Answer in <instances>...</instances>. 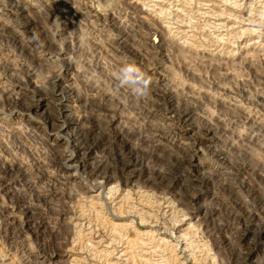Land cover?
<instances>
[{
    "label": "rangeland",
    "instance_id": "obj_1",
    "mask_svg": "<svg viewBox=\"0 0 264 264\" xmlns=\"http://www.w3.org/2000/svg\"><path fill=\"white\" fill-rule=\"evenodd\" d=\"M146 1L0 0V98L19 93L37 105L44 99L43 90H59L30 112L9 105L11 109L0 101V163L24 170L17 190L35 204L36 214L42 216L45 226V239L38 242L27 229L20 236L21 244L6 240L3 228L13 232L24 217L1 192L0 264H264V232L262 244L250 250L233 244L235 232L242 226L239 217L251 211L253 203L246 189L237 195L224 184L228 169L241 167H246L248 173L240 182L247 184L255 176L264 178V0ZM149 4L156 6L151 9ZM160 10L167 13L160 15ZM179 15L187 25L181 24ZM57 17L59 22L53 23ZM157 30L167 34L159 54L149 48L154 43L160 45L161 33ZM33 31L40 32L42 46L33 42L27 49L14 41L16 33L25 35L24 42L32 41ZM129 62L139 65L152 78L149 94L142 99L134 98L128 88L118 87L115 74ZM163 97L179 107L191 106L198 124L217 131L215 142L228 161L217 163L210 143L197 130L187 128L177 136L167 132L157 151L145 116L152 114L158 98ZM53 108L65 110L57 129L44 120V114ZM83 115L99 121L114 119L129 152L148 161L152 169L158 168L160 161L168 162L169 157H173L172 162L186 156L187 146H192V165L184 169L179 184L193 179L202 184L210 179L211 190L204 187L188 191L187 195L196 197L184 209L177 202L167 201L162 191L149 192L131 178L121 183L120 192L113 194L116 197L99 192L83 167L96 166L105 149L96 146L84 161L73 156L69 121H81ZM159 116L157 123L172 127L164 113ZM54 151L63 160L73 156V166L65 165V161L60 167L56 165L52 161ZM64 167H68L67 172ZM256 181L260 184L259 179ZM179 187L174 190L179 192ZM212 189L219 200L215 204L211 203ZM199 207L217 212L209 229L190 218L194 208ZM90 230L93 233L88 234ZM217 232L220 237L214 240ZM221 239L233 245L216 243Z\"/></svg>",
    "mask_w": 264,
    "mask_h": 264
},
{
    "label": "bare ground",
    "instance_id": "obj_2",
    "mask_svg": "<svg viewBox=\"0 0 264 264\" xmlns=\"http://www.w3.org/2000/svg\"><path fill=\"white\" fill-rule=\"evenodd\" d=\"M68 1V0H67ZM146 1V0H145ZM157 1V0H156ZM159 1V0H158ZM187 1V0H186ZM189 1V0H188ZM195 1V0H192ZM191 1V3H193ZM200 1V0H199ZM224 1V0H222ZM66 2V1H65ZM147 2V1H146ZM165 2V1H164ZM179 2V1H178ZM229 2V1H228ZM159 3V2H157ZM180 3V2H179ZM195 3V2H194ZM151 4V3H150ZM151 7H155L156 5ZM163 4V3H162ZM199 4V3H198ZM138 5V4H137ZM147 4H145L146 7ZM158 5V4H157ZM201 6V5H199ZM138 7V6H137ZM143 7V6H142ZM148 7V8H150ZM158 7V6H157ZM156 7V8H157ZM161 6H159L160 8ZM168 7V6H167ZM166 7V8H167ZM64 8V7H63ZM136 8V7H135ZM144 8V7H143ZM158 8V9H159ZM200 8V7H199ZM146 9V8H145ZM144 9V10H145ZM165 9V8H164ZM170 9V8H169ZM172 9V7H171ZM203 9V8H202ZM167 10V9H166ZM18 11V10H16ZM227 11V10H226ZM20 12V10H19ZM18 14H20L21 12ZM69 12V11H67ZM139 12V11H138ZM150 12L153 13V11L150 10ZM158 12V11H157ZM175 12V11H174ZM173 12V13H174ZM179 12V11H178ZM177 12V14H178ZM229 12V11H228ZM167 12H164L160 10V15H165ZM182 13V12H180ZM179 13V14H180ZM200 13V12H199ZM204 13V12H203ZM22 14V13H21ZM150 14V13H149ZM156 14V13H154ZM153 14V15H154ZM67 15V14H65ZM64 15V16H65ZM159 15V16H160ZM171 15V13H170ZM197 15V14H196ZM203 15V14H201ZM208 15V14H207ZM221 15V14H219ZM149 16V15H147ZM158 16V13H157ZM169 16V14H168ZM175 16V15H174ZM172 16V17H174ZM206 16V15H205ZM211 16V15H210ZM213 16V15H212ZM224 16V15H223ZM99 17V16H98ZM162 17V16H160ZM159 17V19H160ZM171 17V16H170ZM176 17V16H175ZM204 17V16H203ZM217 17V14H216ZM222 17V16H221ZM150 18V17H149ZM163 18V17H162ZM165 18V17H164ZM167 18V16H166ZM177 18V17H176ZM254 18V17H253ZM260 18V17H259ZM60 19V18H59ZM169 19V18H168ZM212 19V17H211ZM219 19V18H217ZM216 19V20H217ZM167 20V19H166ZM179 21H181L182 19H180V15L178 18ZM187 20V19H186ZM190 20V19H189ZM213 20V19H212ZM227 20V18H226ZM65 21V20H64ZM114 21V20H113ZM163 21V20H162ZM172 21V20H171ZM185 20L181 21L182 22ZM231 21V20H229ZM247 21V20H246ZM43 22V21H42ZM63 22V20H62ZM61 22V23H62ZM160 22V21H159ZM168 22V21H167ZM167 22H164V24H166ZM186 22V21H185ZM249 22V21H247ZM252 22V21H251ZM254 22V21H253ZM252 22V23H253ZM22 23V22H21ZM170 23V22H169ZM174 23V22H173ZM178 23V22H177ZM176 23V24H177ZM184 23V22H183ZM226 23V22H225ZM231 23V22H230ZM258 23V22H257ZM25 24V23H24ZM31 24V23H30ZM114 24V23H113ZM180 24V23H179ZM185 24V23H184ZM218 24V23H217ZM243 24V23H242ZM47 25V24H46ZM115 25V24H114ZM172 25V24H171ZM187 25V24H185ZM211 25V24H210ZM213 25V23H212ZM215 26H217L216 24H214ZM223 25V24H221ZM258 25V24H257ZM256 25V26H257ZM19 26V25H18ZM17 26V27H18ZM52 26V25H51ZM182 26V25H181ZM184 26V25H183ZM212 26V27H215ZM254 25V27H256ZM260 26L262 27V25L260 24ZM11 27V26H10ZM168 27V26H167ZM222 27V26H221ZM253 27V26H252ZM28 28V25L27 27ZM166 28V27H164ZM189 28V27H188ZM191 28V27H190ZM189 28V29H190ZM216 28V27H215ZM214 28V29H215ZM217 28H219L217 26ZM264 28V26L262 27ZM7 29V28H5ZM29 29L31 30L32 27L29 25ZM38 29V28H37ZM43 29V28H42ZM124 29V28H123ZM171 29V28H170ZM192 29V28H191ZM229 29V28H228ZM4 30V29H3ZM17 30V29H16ZM153 31L156 32V29H151ZM217 31V29H215ZM227 30V27H226ZM250 30V29H249ZM256 30V29H255ZM262 30V29H261ZM8 31V30H7ZM32 31V30H31ZM44 31V30H43ZM167 31V30H166ZM172 31V30H171ZM190 31V30H189ZM26 32V31H25ZM34 32V31H33ZM158 33H161V39H160V45H149V48L151 50H153V52H156L159 54V49L160 51L161 49V44H165L164 43V37H165V32L163 30H157ZM178 32V30H177ZM180 32V31H179ZM184 32V31H183ZM227 32V31H225ZM230 32V31H228ZM248 32V31H247ZM261 32V31H260ZM15 33V32H14ZM40 33V32H38ZM157 33V34H158ZM172 33V32H171ZM176 33V31H175ZM182 33V32H181ZM219 33V32H218ZM221 33V32H220ZM251 33V32H250ZM249 33V34H250ZM253 33V32H252ZM258 33V32H257ZM27 34V33H26ZM150 34V33H149ZM154 34V33H153ZM169 34V33H168ZM179 34V33H178ZM228 34V33H227ZM243 34V33H242ZM245 34V33H244ZM14 35V34H13ZM160 35V34H159ZM167 35V34H166ZM180 35V34H179ZM188 35V34H187ZM232 35V34H231ZM241 35V34H240ZM4 36V35H3ZM25 35H23L22 33H16L14 35V41L17 44L23 45L25 48L27 49H31L30 45L33 43L32 41L29 42H24V37ZM27 36V35H26ZM146 36V35H145ZM155 36V35H154ZM219 36V35H218ZM222 36V35H220ZM128 37V36H127ZM174 37V36H173ZM176 37V36H175ZM181 37V36H180ZM232 37V36H231ZM235 37V36H234ZM237 37V36H236ZM239 37V36H238ZM139 38V37H138ZM148 38V37H147ZM145 38V39H147ZM156 38V37H154ZM220 38V37H219ZM223 38V37H221ZM141 39V38H140ZM144 39V37H143ZM144 39V40H145ZM187 39V38H186ZM139 40V39H138ZM142 41V40H141ZM152 41V40H151ZM159 41V40H158ZM147 42L144 44L147 46ZM133 43V42H132ZM27 44V45H25ZM8 45V44H7ZM15 45V44H14ZM141 45V44H140ZM139 46V45H138ZM158 46V47H157ZM110 47V46H109ZM143 47V46H142ZM124 48V47H123ZM148 49V48H147ZM79 50V49H78ZM77 50V51H78ZM81 51V49L79 50ZM123 51V50H122ZM140 52V51H139ZM138 52V54H139ZM119 53V52H118ZM142 53V52H141ZM147 54V52H145ZM20 54V53H19ZM52 54V52H51ZM69 54V53H68ZM70 54H74L70 52ZM117 54V53H116ZM130 54V53H129ZM132 54V53H131ZM145 54V55H146ZM163 54V53H162ZM126 55V54H125ZM128 55V54H127ZM136 55V53H135ZM144 55V56H145ZM144 56H142L144 58ZM155 56V55H154ZM134 58V56H132ZM153 57V56H152ZM73 58V57H72ZM122 58V57H120ZM119 58V59H120ZM124 58V57H123ZM136 58V57H135ZM146 61V58H144ZM160 59V58H159ZM162 59V58H161ZM122 60V59H121ZM139 60V59H138ZM135 61V60H134ZM155 61V60H154ZM164 61V60H163ZM141 63V60H140ZM143 65V64H142ZM145 65V64H144ZM143 65V66H144ZM70 66V65H69ZM139 66V65H138ZM147 66V65H145ZM148 67V66H147ZM151 67V66H150ZM150 67H148L150 69ZM69 68V67H68ZM152 68V67H151ZM70 69V68H69ZM68 69V70H69ZM146 69V68H145ZM143 70V68H142ZM148 70V69H147ZM164 70V69H163ZM166 70V69H165ZM15 76V75H14ZM18 77V76H17ZM151 77V76H150ZM73 78V77H72ZM70 79V78H69ZM74 82V80L72 81ZM163 84V82H162ZM28 85V83H27ZM71 88V87H70ZM63 90V89H62ZM60 90V93L63 94L65 90ZM57 91V87L51 89V88H46L45 90H43V98L42 100H45L50 94H55ZM73 92V91H72ZM5 93V92H4ZM10 94V93H9ZM184 94V93H183ZM8 95V94H6ZM72 96V94H71ZM3 99L0 98V101L2 103H4V105H8V107H10L9 105H13L15 107H25L24 109H26V111H31L33 108H36L37 106H39L41 104V102H43L42 100L37 104H32L26 101V97L23 94H19L17 93V95L15 94H10V96H8L7 98H5V96H1ZM170 99V98H169ZM159 101V102H158ZM158 101L156 103V105L154 106L155 110L152 112V114L145 116V119H147V127L149 128L150 132L152 131V135L154 136V142L157 143L154 148L157 151L159 150V143L163 141V138L165 137V134L171 133L174 136H177L179 134V132H181L183 130V128H187V131L189 130H197L199 132V135L201 136V138L204 141H208L210 143V147L213 149V157L215 158L216 162L220 164V162L225 161L228 157L225 153L224 150L219 148V145L216 144V137L218 136L217 131L213 130L212 128H209L207 126H202L200 124H198L195 120V115H194V109L191 106H184V107H179L180 105L175 104L174 102L169 101L166 97H163L161 99L158 98ZM195 102V101H194ZM149 103V102H147ZM183 103V102H182ZM103 104V103H102ZM154 104V103H153ZM181 104V103H180ZM112 106V105H111ZM11 108V107H10ZM13 108V107H12ZM11 108V109H12ZM21 109V108H20ZM59 109V108H58ZM65 110L64 109H60L58 111H56L55 108H53V110H49L47 113L44 114V120L46 121V123H48L53 129H57L58 125H57V121L59 119H61L62 117H65V114L63 113ZM111 111V110H110ZM114 111V110H113ZM116 111V110H115ZM114 111V113H115ZM149 111V109L147 110ZM152 111V110H151ZM109 113V112H108ZM113 113V114H114ZM144 113V112H143ZM165 114L167 116L166 121H168V123L170 125H172V127H164V125H161L159 123H157L158 120V116L159 114ZM116 114V113H115ZM84 116V115H83ZM89 116V115H86ZM86 116L82 117V120H70L69 121V128L73 129V147H74V152H73V156L75 158H80V160H85L86 157L90 156L91 152H93V150L95 148H97L96 146H102L103 149H105L104 152V157L98 161L97 165L88 169L86 168V166H84L83 171H87L88 173V177L91 180V182L96 185V189H100L99 192H107L111 195H109L110 197H112L113 194H117L118 191L120 190L119 187L121 185V183H127V181L131 178L132 180H134V184L136 185H140L142 189H145L149 192H158V191H162V195L165 197L167 196V201L173 203V202H177L179 204L180 207H182L184 209V207L186 208V206H189V204L195 200L196 194H192V195H187L188 191H197V190H202L204 187L209 188L211 190V180L210 179H205L202 184L200 182L195 183L194 179L189 182H185L182 184H179L180 180H178V178L181 176L182 172L184 171V169L186 167L190 168L194 159V156L192 155V150L193 147L192 146H187V152L188 154H186V156H180L178 158H174L175 160H173L172 162H170L173 157H169L170 160H167L168 162H164L162 163L160 161V166L156 169H152L149 165H148V161L146 162L144 159H138L137 157H135L133 153L129 152L128 148H127V144L124 140V136L122 135V132L118 131L116 129V121L114 119H109L108 121H103V120H95L94 118H90L88 119ZM104 116V115H103ZM114 116V115H113ZM81 117V116H80ZM96 117V116H95ZM165 117V116H164ZM116 118V117H115ZM160 118V116H159ZM81 119V118H80ZM105 119V118H104ZM162 119V118H161ZM105 122V124H104ZM68 124V123H67ZM49 126V127H50ZM175 126V127H173ZM236 126V125H235ZM62 128V126H60ZM59 127V128H60ZM60 128V129H61ZM145 130V129H144ZM263 130V129H262ZM143 132V131H142ZM146 133V132H145ZM124 134V133H123ZM128 136V135H127ZM145 136V134H144ZM258 137V136H257ZM151 138V137H150ZM152 146V145H151ZM101 148V147H100ZM154 149V150H155ZM102 152V151H101ZM133 152V151H132ZM162 154H160L161 156ZM72 156V157H73ZM72 157H68V159H62L59 157V154L56 153L55 151L52 153V161L55 162L56 165H59V167L62 164L63 161H65V165L68 164H73L71 163L72 161ZM163 157V156H162ZM153 159V158H152ZM45 161V160H44ZM70 161V163H69ZM228 161V159H227ZM82 162V161H81ZM54 164V165H55ZM84 164V163H83ZM18 165V164H17ZM55 165V166H56ZM86 165V162H85ZM91 165V164H90ZM89 165V166H90ZM93 165V164H92ZM73 166V165H72ZM71 167V166H70ZM55 168V167H54ZM231 168V167H229ZM239 168V167H238ZM65 171L68 169L65 168ZM227 172V174L225 175V180H224V184H227V188L229 189L230 192L234 193V194H239V190L246 189V193L249 197V199L252 201L253 204H251L252 209L249 212H245L244 216H240L239 220L241 221L240 223H242V226H240L239 228H237V232H235V239H234V243L236 245L241 246L242 248L246 246V249L250 250L252 248H255L256 246H258L260 243L261 239H262V234L264 232V178H262L263 176H255V174L257 173H253L254 174V178L253 181H249L247 184L244 182H240L241 178L243 177V175H246L248 173V169L246 167H241L238 170H230ZM24 171V170H23ZM22 171V169L15 167L14 165H7L4 164L3 162L0 163V193L2 192V197L5 198L7 197L13 207H17V209H20V211L22 212L21 215H23L24 218H22V220L19 222V226L14 228L13 232H8V230H5L3 227V233L4 236L6 237V240H9L12 243H16V244H21V240H20V236L21 234L24 232V230L27 229L31 231L32 235L37 239L36 242H38V240L40 239H45V226L43 223V218L39 217L36 214V210L37 208H35V204L31 203L30 201L27 200L26 195L22 194L21 192H19L17 190V186L20 184V182L22 181V178L24 177V172ZM67 172V171H66ZM37 174V173H36ZM260 174V173H259ZM26 176V175H25ZM87 176V175H86ZM68 177V176H67ZM253 177V176H252ZM184 178V176H183ZM259 179L260 180V184L259 182H257L256 180ZM249 180V179H248ZM220 182V181H219ZM45 183V182H44ZM221 183V182H220ZM258 183V185H257ZM58 184V183H57ZM238 185H240V187H237ZM245 185V186H244ZM137 186V187H140ZM178 186L179 187V192L175 191L174 189H176ZM40 187V186H39ZM128 187V186H127ZM29 189V188H28ZM131 189V188H130ZM140 189V188H139ZM31 190V189H30ZM132 190V189H131ZM214 190V189H212ZM239 191V192H238ZM44 192V191H43ZM120 192V191H119ZM106 193V194H107ZM85 195V194H84ZM152 195V194H151ZM187 195V196H186ZM25 196V197H24ZM38 196V195H37ZM56 196V195H55ZM101 196V195H100ZM114 196V195H113ZM118 196V195H117ZM161 196V194H160ZM92 197V196H90ZM109 197V198H110ZM116 197V196H114ZM154 197V196H153ZM157 197V196H156ZM185 197V198H184ZM161 198V197H160ZM163 198V197H162ZM32 199V198H31ZM115 199V198H114ZM132 199V198H131ZM157 199V198H156ZM155 199V200H156ZM159 200V199H158ZM166 200V199H165ZM33 201V200H32ZM36 201V200H35ZM38 201V200H37ZM111 201V200H110ZM113 201V200H112ZM163 201V200H162ZM166 201V202H167ZM219 200H217L216 198V193L215 190L212 193V197H211V203L218 202ZM108 202V201H107ZM152 202V200H151ZM158 202V201H157ZM165 201H163L162 203H164ZM35 203V202H34ZM116 203V202H114ZM170 203V204H171ZM112 204V203H111ZM124 204V203H123ZM169 204V203H168ZM169 204V205H170ZM249 204V203H248ZM116 205V204H115ZM118 205V204H117ZM160 205V204H157ZM164 205V204H163ZM213 205V204H212ZM98 206V205H97ZM160 207V206H158ZM164 207V206H163ZM169 207V206H168ZM173 208V206H171ZM169 207V209L171 208ZM175 207V206H174ZM248 207V206H247ZM162 208V207H161ZM3 209V207H2ZM175 209V208H174ZM177 209V208H176ZM154 210V209H153ZM157 210V209H156ZM163 210V209H162ZM253 210V211H252ZM144 211V210H143ZM142 211V212H143ZM148 211V210H147ZM161 211V210H160ZM176 211V210H175ZM174 211V212H175ZM194 213H192L190 215V218H192V220H196L198 223H200L204 228L209 229L212 225H213V218L217 215L216 210L213 209H207V208H201L199 207L198 209L194 208ZM139 212V211H138ZM137 212V213H138ZM154 212V211H153ZM167 212V211H166ZM185 212H189V210H185ZM1 213V212H0ZM63 213V211H62ZM145 213V212H144ZM156 213V212H155ZM168 213V212H167ZM166 213V214H167ZM179 213V212H178ZM183 213V212H182ZM6 213H3V216H5ZM151 214V213H150ZM164 214V213H163ZM169 214V213H168ZM184 214V213H183ZM182 214V215H183ZM241 214V213H240ZM1 215V214H0ZM76 215V214H75ZM87 215V214H86ZM144 215V214H143ZM142 215V216H143ZM149 215V213L147 214ZM62 216V215H61ZM153 216V215H151ZM161 216V215H160ZM170 216V215H169ZM178 217V214L176 215ZM184 216V215H183ZM236 216V215H235ZM157 217V216H156ZM234 217V216H233ZM146 218V217H145ZM144 218V219H145ZM150 218V217H148ZM161 219V217H159ZM165 218V217H164ZM167 218V217H166ZM179 218V217H178ZM72 219V218H71ZM75 219V218H74ZM142 219V218H141ZM147 219V218H146ZM152 219V218H151ZM150 219V220H151ZM188 219V218H187ZM6 220V219H5ZM5 220H3V226H4V222ZM73 220V219H72ZM148 220V219H147ZM155 220H158L155 218ZM183 220V219H182ZM190 220V219H189ZM237 219V221H239ZM79 221V220H78ZM77 221V222H78ZM82 221V219L80 220ZM84 221V220H83ZM82 221V222H83ZM142 221V220H141ZM159 221V220H158ZM180 221V220H179ZM188 221V220H187ZM6 222H8L6 220ZM74 222V221H72ZM150 222V221H148ZM157 222V221H155ZM160 222V221H159ZM256 222V226H252V223ZM152 223V222H151ZM76 224V223H75ZM147 224V223H146ZM145 224V225H146ZM150 224V223H148ZM153 224V223H152ZM156 224V223H155ZM159 224V223H158ZM162 224V223H161ZM179 224V223H178ZM184 224V222H183ZM230 224V223H229ZM6 227L7 225H9L6 223L5 224ZM105 225V224H104ZM115 225V224H114ZM154 225V224H153ZM174 225V224H173ZM177 225V224H176ZM79 226V225H78ZM81 226V225H80ZM88 226V225H87ZM160 226V225H158ZM166 226V225H164ZM191 226V225H190ZM193 226V225H192ZM5 227V226H4ZM122 227V226H121ZM168 227V226H167ZM165 227V228H167ZM171 227V226H170ZM189 227V226H188ZM235 227V226H234ZM12 228V227H11ZM79 228V227H77ZM82 228V227H81ZM90 229H92L91 226H89ZM148 228V227H147ZM164 228V227H163ZM176 228V226L174 227ZM180 228V227H179ZM191 228V227H190ZM76 229V228H75ZM80 229V228H79ZM84 229V227H83ZM86 229V228H85ZM153 229V228H152ZM171 229V228H169ZM186 229V228H184ZM13 230V229H12ZM77 230V229H76ZM82 230V229H81ZM80 230V231H81ZM221 231L223 229H220ZM234 230V229H233ZM78 231V230H77ZM86 231V230H85ZM153 231V230H152ZM163 231H165L163 229ZM170 231V230H169ZM190 231V230H189ZM188 231V232H189ZM187 232V233H188ZM216 232V231H213ZM233 232V231H232ZM78 233V232H77ZM89 233H93L88 232ZM96 233V232H95ZM167 233V232H166ZM186 233V234H187ZM200 233V232H199ZM112 234V233H111ZM148 234V233H147ZM156 234V233H154ZM164 234V233H163ZM169 234V233H168ZM185 234V233H184ZM185 234V235H186ZM220 232H217L215 234H213V239L216 240L217 238L220 237ZM166 235V234H165ZM179 235V234H178ZM183 235V234H182ZM148 236V235H147ZM152 236V235H150ZM158 236V235H156ZM170 236V235H169ZM171 236H173V234H171ZM176 236V235H175ZM186 237V236H185ZM184 237V238H185ZM226 237V236H225ZM230 237V236H229ZM91 238V237H90ZM53 239V238H52ZM173 239V238H172ZM182 237H181V241H182ZM48 241L50 239H47ZM230 240V239H229ZM99 242V241H98ZM155 242V241H154ZM165 242V240L163 241ZM167 242V241H166ZM179 242V241H178ZM247 242V243H246ZM50 243V242H49ZM103 243V242H102ZM139 243V242H138ZM161 243V242H160ZM216 243L221 244V245H230L232 244V242H227L224 240H219L216 241ZM44 244V243H43ZM46 244V242H45ZM48 244V243H47ZM156 244V243H155ZM173 244V243H172ZM182 244V243H181ZM232 244V245H233ZM24 245V244H23ZM180 245V244H179ZM184 245V244H183ZM197 245V244H196ZM206 245V244H205ZM45 246V245H44ZM100 246V245H99ZM49 247V246H48ZM181 247V246H178ZM225 247V246H224ZM72 248V247H71ZM88 248V247H87ZM156 249V248H155ZM161 249V248H160ZM18 251V250H17ZM21 252V251H20ZM29 254V253H28ZM47 255V254H46ZM45 255V256H46ZM63 255H67V254H63ZM51 256V255H50ZM249 256V255H248ZM122 257H125L122 256ZM156 257V256H155ZM201 257V255H200ZM207 258V257H206ZM27 259V258H26ZM28 260V259H27ZM30 260V258H29ZM143 260V259H142ZM191 260V259H190ZM25 261V260H24ZM34 261V259H33ZM178 261V260H177ZM195 261V260H194ZM26 263V261H25ZM24 263V264H25ZM42 263V262H41ZM206 263V262H205ZM27 264H39L37 261L32 262V261H28Z\"/></svg>",
    "mask_w": 264,
    "mask_h": 264
},
{
    "label": "clouds",
    "instance_id": "obj_3",
    "mask_svg": "<svg viewBox=\"0 0 264 264\" xmlns=\"http://www.w3.org/2000/svg\"><path fill=\"white\" fill-rule=\"evenodd\" d=\"M58 22L59 18L57 17L53 23ZM31 40L41 46L43 44L39 33L34 32ZM115 78L118 81V87L128 88L136 99H142L149 94L152 78L133 62L123 64L115 74Z\"/></svg>",
    "mask_w": 264,
    "mask_h": 264
}]
</instances>
